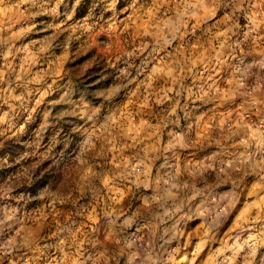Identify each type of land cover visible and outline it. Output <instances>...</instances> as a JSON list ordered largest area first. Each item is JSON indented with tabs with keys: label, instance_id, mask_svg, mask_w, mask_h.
<instances>
[{
	"label": "clouds",
	"instance_id": "1",
	"mask_svg": "<svg viewBox=\"0 0 264 264\" xmlns=\"http://www.w3.org/2000/svg\"><path fill=\"white\" fill-rule=\"evenodd\" d=\"M0 264H264V0H0Z\"/></svg>",
	"mask_w": 264,
	"mask_h": 264
},
{
	"label": "rangeland",
	"instance_id": "2",
	"mask_svg": "<svg viewBox=\"0 0 264 264\" xmlns=\"http://www.w3.org/2000/svg\"><path fill=\"white\" fill-rule=\"evenodd\" d=\"M64 56H65V59H63V60H57V62H56L57 66H56V68H55V71L58 72V73H59L60 71H62L63 68H64V67L66 66V64L68 63V60H69L70 57L72 56V51H69V52L65 53ZM86 65H87V61H85L81 66L84 67L85 70H87V69H86ZM251 195H252V193L250 192V196H251ZM254 199H255V198L253 197V200H254ZM244 211H245L244 209L241 210V214H240V216L237 217V220H239L240 217L244 215ZM209 258H211V253H209Z\"/></svg>",
	"mask_w": 264,
	"mask_h": 264
}]
</instances>
